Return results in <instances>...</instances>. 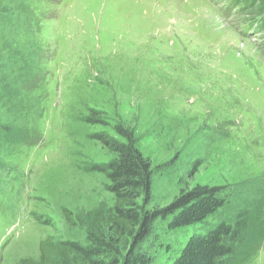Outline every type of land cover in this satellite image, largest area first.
<instances>
[{"label":"rangeland","instance_id":"obj_1","mask_svg":"<svg viewBox=\"0 0 264 264\" xmlns=\"http://www.w3.org/2000/svg\"><path fill=\"white\" fill-rule=\"evenodd\" d=\"M237 0H0V264L47 236L85 241L81 212L115 202L94 136L123 123L154 165V203L198 183L226 203L205 222L159 220L147 248L172 264L244 206L234 264H264V31Z\"/></svg>","mask_w":264,"mask_h":264},{"label":"trees","instance_id":"obj_2","mask_svg":"<svg viewBox=\"0 0 264 264\" xmlns=\"http://www.w3.org/2000/svg\"><path fill=\"white\" fill-rule=\"evenodd\" d=\"M247 6L242 12L261 13L247 29L264 31V0H237ZM122 138L95 134L114 157L101 171L108 178L114 195L113 206H99L81 212L71 223L82 222L88 229L85 241L59 240L50 236L41 240L40 256L25 258L16 264H152L154 256L147 243L155 225L164 220L175 230L205 222L226 203L222 186L198 183L181 190L165 206L154 203L152 190L154 165L138 146L135 132L123 123L115 126ZM252 212L244 206L233 221H221L205 233L193 234L172 264H234V255L249 233Z\"/></svg>","mask_w":264,"mask_h":264}]
</instances>
